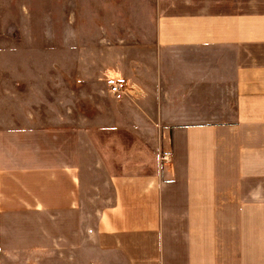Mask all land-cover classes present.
Here are the masks:
<instances>
[{"label": "crops", "instance_id": "crops-1", "mask_svg": "<svg viewBox=\"0 0 264 264\" xmlns=\"http://www.w3.org/2000/svg\"><path fill=\"white\" fill-rule=\"evenodd\" d=\"M153 8L155 58L125 75L133 121L15 126L0 101V264L87 250L112 264H264V0ZM105 186L111 202L87 223Z\"/></svg>", "mask_w": 264, "mask_h": 264}, {"label": "rangeland", "instance_id": "rangeland-1", "mask_svg": "<svg viewBox=\"0 0 264 264\" xmlns=\"http://www.w3.org/2000/svg\"><path fill=\"white\" fill-rule=\"evenodd\" d=\"M154 36L153 0H0V101L8 124L24 125L31 115L50 126L133 121V102L111 94L109 85L126 83L128 66L142 52L155 58ZM97 178L92 184L104 185ZM108 188L90 193L87 223L111 202ZM14 264L112 261L87 250L83 257L44 253Z\"/></svg>", "mask_w": 264, "mask_h": 264}, {"label": "built area", "instance_id": "built-area-1", "mask_svg": "<svg viewBox=\"0 0 264 264\" xmlns=\"http://www.w3.org/2000/svg\"><path fill=\"white\" fill-rule=\"evenodd\" d=\"M109 92L114 95H125L126 83L122 80L110 83Z\"/></svg>", "mask_w": 264, "mask_h": 264}]
</instances>
